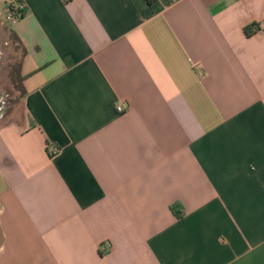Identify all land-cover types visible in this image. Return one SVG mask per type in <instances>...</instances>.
<instances>
[{
  "label": "crops",
  "instance_id": "0c3cea01",
  "mask_svg": "<svg viewBox=\"0 0 264 264\" xmlns=\"http://www.w3.org/2000/svg\"><path fill=\"white\" fill-rule=\"evenodd\" d=\"M20 1L0 264H264V0Z\"/></svg>",
  "mask_w": 264,
  "mask_h": 264
},
{
  "label": "rangeland",
  "instance_id": "374dc122",
  "mask_svg": "<svg viewBox=\"0 0 264 264\" xmlns=\"http://www.w3.org/2000/svg\"><path fill=\"white\" fill-rule=\"evenodd\" d=\"M6 16L4 10L0 16V126L26 119L21 68L24 49L12 36Z\"/></svg>",
  "mask_w": 264,
  "mask_h": 264
},
{
  "label": "built area",
  "instance_id": "2783aa9c",
  "mask_svg": "<svg viewBox=\"0 0 264 264\" xmlns=\"http://www.w3.org/2000/svg\"><path fill=\"white\" fill-rule=\"evenodd\" d=\"M66 1H71V0H66ZM26 14H27V7L25 3L20 0H14L9 4L7 8L6 21L11 25H15L16 23L24 19ZM118 111L124 112L125 107L119 106ZM49 152L51 156H55L60 153V149H58L56 146H50Z\"/></svg>",
  "mask_w": 264,
  "mask_h": 264
},
{
  "label": "trees",
  "instance_id": "16d2710c",
  "mask_svg": "<svg viewBox=\"0 0 264 264\" xmlns=\"http://www.w3.org/2000/svg\"><path fill=\"white\" fill-rule=\"evenodd\" d=\"M147 1H148L149 4H154V3L157 2L158 0H147ZM256 29H257V25H252V26H250V27H247V28L245 29V31H246V34H247L248 36H252V35L255 33V30H256ZM12 36H14L15 40H16L17 42H19V43L22 45V41L19 39V37H18L13 31H12ZM25 54H26V51H25V49H24V56H23V57H25ZM22 66H23V61H22ZM22 66H21V68H22ZM22 80H23V82H25L26 77L22 76ZM23 92H24V99H25L26 96H27V90H26V88H25V85H23ZM173 211H174V213H175L176 215H178V216H180V217L183 215V212H182L181 208L178 207V206H174V207H173Z\"/></svg>",
  "mask_w": 264,
  "mask_h": 264
}]
</instances>
